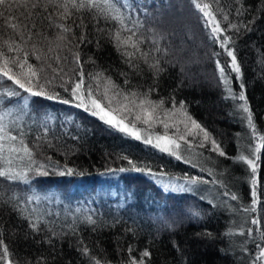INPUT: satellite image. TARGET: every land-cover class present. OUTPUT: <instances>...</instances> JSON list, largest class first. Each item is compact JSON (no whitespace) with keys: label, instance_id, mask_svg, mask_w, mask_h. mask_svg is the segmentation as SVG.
Segmentation results:
<instances>
[{"label":"trees","instance_id":"obj_1","mask_svg":"<svg viewBox=\"0 0 264 264\" xmlns=\"http://www.w3.org/2000/svg\"><path fill=\"white\" fill-rule=\"evenodd\" d=\"M23 2L9 0L11 7L0 6V12L18 17L16 22L28 24L36 34L28 40L25 30V40H21L0 17V50L14 60H23L27 53V63L38 73L32 84L43 85L59 98L29 96L0 76V112L16 105L23 108V119L18 123H2L18 137L14 142L17 146L22 138L32 152V160L22 152L13 153L9 164L7 151L5 159L0 160V170L11 168L28 177L27 182L0 177V230L12 254L10 258L18 264H92L81 253V248L87 246L102 264H124L131 247V255L137 258L149 251L145 264H253L264 247V147L258 153L252 151L264 143L260 140L264 136V0H218L219 8L228 15L227 22L220 11H215L217 0H204L215 11L221 27L227 29L223 35L234 41L230 47L235 49L244 89L231 71V58L220 47V41L211 38V27L205 26L206 18L192 0H114L131 18L125 21L129 28H133L131 21L142 24L133 28L134 39L140 41L139 52L131 47L117 51L109 35L119 27L115 22L100 17L93 20L87 11L61 20L54 6L44 10L47 0H41L42 6L36 10L21 7ZM31 12L36 13L31 20L24 19ZM78 17L84 19L86 27L73 24L74 20L79 23ZM61 23L72 31L63 32L57 27ZM229 24H236L239 31ZM81 35L85 36L83 42ZM12 40L20 51H8L5 41ZM124 51L135 52L131 65L129 57L122 55ZM77 52L79 62L74 55ZM141 53H147V63ZM170 57L180 59L172 64ZM185 59L188 60L181 62ZM217 61L225 67L232 91L237 96L245 92L256 126L255 136L246 114L238 107L243 102L229 97ZM157 62L161 69L158 75L149 67ZM81 65L85 99L87 85L92 84L93 95L108 110L111 106L102 99L107 78L118 86L109 96L129 104L128 109L136 107L123 99L125 94L153 89L149 98L163 100V108L174 112L165 120L168 128L161 122L149 125L135 120L140 132V139H136L92 115L90 103L89 111L76 107L80 101L71 95V88L81 78ZM9 67L17 74L21 72L16 64ZM23 71H28L26 65ZM97 73L102 74L99 82L90 78ZM126 78L128 84L124 83ZM8 88L19 92V96H7ZM116 92L121 95L116 96ZM25 96H29L27 107ZM142 98L138 97L137 103ZM62 99L70 103H61ZM181 102L184 109H180ZM155 115L167 117L159 108ZM187 117L209 133L208 140L199 129L186 134L185 124L192 127ZM144 132L174 139L185 135L187 142L178 141L181 159L161 151L154 142L145 143ZM213 139L224 156L212 150ZM241 154L259 157L255 177L251 168L237 159ZM67 169H72L73 174L60 175ZM192 177L209 182L189 185L187 179ZM253 178L257 181L255 204ZM181 185L192 191L179 190ZM119 187L132 195L123 206L104 198L91 205L75 206L77 192ZM225 191L229 196L223 195ZM233 194L237 199H231ZM33 196L39 199L28 198ZM37 216L41 218L40 231H33L30 220ZM87 217L95 220V225L87 223ZM256 264H264V259Z\"/></svg>","mask_w":264,"mask_h":264},{"label":"snow or ice","instance_id":"obj_2","mask_svg":"<svg viewBox=\"0 0 264 264\" xmlns=\"http://www.w3.org/2000/svg\"><path fill=\"white\" fill-rule=\"evenodd\" d=\"M12 3H16V0H12ZM192 3L194 7L202 13L203 17L205 19V26L211 27V38L213 40H219L220 41V47L225 50L227 53V56L231 58L230 61V68L231 71L236 74V78L241 80L240 88L244 89V83L242 82V72L240 64L237 61V57L235 54V49L233 47H230V45L234 44V41L230 36L223 35L227 31V29L221 27V22L217 20L215 11H220L223 14V20L225 22L228 21V15L226 13H223V10L219 8L218 6V0H217V9L215 11L212 10L211 5L209 3L204 2V0H192ZM237 3H241V0H237ZM48 5L54 6L56 11L58 12L59 18L61 20H68L70 19L75 13H82L84 11L92 13V19L96 20L98 17L104 19L107 22H115L119 25V27L114 31L110 32V38L115 43V46L117 48V51H120L122 48L131 47L136 52L140 51L139 43L140 41L135 40L134 37L136 36V31L133 30V28L142 27V24H139L138 21H131L133 28H129L126 24V19L130 20V17H126L124 12L121 10V8L117 7L114 3V0H47V4L43 5L44 10L47 11ZM0 6H7L11 7V4L9 3V0H0ZM21 7H30L31 9H39L41 5V0H24L23 4L20 5ZM125 7L132 8L133 6L131 4H126ZM241 7L243 5L241 4ZM36 14L35 12H31L27 15H25L24 19L31 20V16ZM237 14H241L240 9H237ZM0 17H3L4 23L6 27L10 28L13 33L19 36L21 40H25V30H27V39L30 40L32 38V35L36 33H32L31 29L29 28L28 24H24L22 22H16L19 20L18 17H14L9 15H5V13L0 12ZM50 19V17H49ZM79 23L77 24L76 21H73V24H76V27L83 28L86 27L84 24V19L82 17H78ZM254 21H249V23H253ZM35 27V23H32V28ZM57 27L61 28L63 32H71V27L67 26L66 24H58ZM229 27L232 29H235L236 31H239V27L236 24H229ZM246 30H251L248 28V25H243ZM129 32L130 35L123 36L122 32ZM62 38V37H61ZM81 42L85 40V36L81 35L79 37ZM5 44L8 47V51H20V48L18 45H15V41L12 40L11 42L5 41ZM15 45V46H14ZM159 50V49H157ZM75 59L77 62L80 60L79 53H75ZM122 55L129 57V60L127 61L131 65V58L135 55V52H128L124 51L122 52ZM142 58L144 59L145 63H147V53H141ZM216 55H219L218 53ZM0 59H2V64H0V76L6 77L8 80L12 81L13 84L17 85L20 89H23L25 92L29 94V96L32 97H38V96H44L48 100L57 99L58 94H50L48 93L43 85H36L34 86L32 84V78L37 77L38 73L33 68V65L27 63V53H25L23 60L16 59L7 56L2 50H0ZM39 59V57H37ZM10 64H16L18 67L21 68V72L19 74L13 72L12 68L9 67ZM27 66L28 71L24 72L23 69ZM149 67L154 70L155 74H159L161 69L158 66L157 63L150 64ZM217 68L219 70L220 79L223 81L225 89L232 99H239L243 103H241L238 107L239 109L246 114V119L248 121V126L250 129H252L253 135L255 136L256 133V126L253 123V114L250 110L247 97L245 95L244 91H240L239 95L237 96L231 88L230 81L228 74L225 72V67L220 66V62L217 61ZM83 69L81 65L80 70V79L74 84V86L71 88V95L75 97L77 100L80 101L76 105V107H82L85 111H89V103L91 104L92 115L99 116L101 120H104L105 123L112 125L116 128H118L122 132H126L132 136H134L136 139H140V136L138 132L135 130L136 125L135 123L131 124V127L129 125L124 123V118L116 119L115 116L112 115V110H106V107L102 104V100L100 98H97L93 95V86L92 84L87 85V99H85L84 95V81H83ZM122 75H127L125 73H122ZM91 79H95L99 82V80L102 78L101 73H97L95 77H90ZM50 83V81H49ZM125 84H128L129 81L126 78L124 81ZM97 87H99V83L97 84ZM118 86L111 80V78L106 79V83L104 84V93L102 99L108 100L109 105L112 102V98L109 96V92L112 89H117ZM68 89H65L67 91ZM153 91V89H149L148 92L145 93H138V92H130L128 94H125L123 96V99L125 101H128L131 103L134 107L139 109V113L135 115L136 121H141L144 124H151L153 120H155L156 117V111L157 109H163L165 116L174 115V112L169 109H164V101H153L149 98L150 93ZM5 94L9 97L12 96H19V92H17L14 89L8 88L5 89ZM116 96L121 95L120 92L115 93ZM29 96H25L24 104L25 107H27ZM142 96V99H139V103H137L138 97ZM61 103L68 104L70 103L67 99H62L60 101ZM125 110L131 111V109H128L127 104L124 105ZM175 108V102L173 101V109ZM180 109H184L183 102L180 103ZM186 115V113H185ZM187 119L191 123V129L188 127L187 124H185L186 134L192 135V129H199L200 132H203L204 140L209 139V133L201 127L200 124H198L194 119L191 117H187ZM3 116H0V160L5 159L4 153L7 151L8 158L7 161L10 164L11 163V157L13 153H24L25 156L29 158V160H32V152L28 148V146L25 144L24 140L21 138L19 139V146H17L14 142L17 141L18 137L16 135H13L11 131L7 129V127L2 123ZM164 124V127L167 129L168 124L165 123L163 120L160 121ZM23 136V133H21V137ZM157 144L156 146L160 148L161 151L168 152L170 155L176 156V158L179 160L181 159L180 155H178V150L180 149L181 145L178 141H186L185 135H180L176 139L167 137V136H157ZM260 140L264 142V136H260ZM7 141L8 143L5 144L4 142ZM152 141L150 139H145V143H151ZM201 147L204 146L203 142L200 145ZM211 146L212 150L216 151L220 156H224V151L220 148V145L213 139L211 140ZM264 147V143L257 144L255 148L252 150L254 153L260 152L261 148ZM259 157L250 158L249 156H246L244 154H241L238 156V160L245 162L252 170L253 177H255V173L257 171V164L256 160ZM34 162V161H33ZM131 163V161H129ZM196 165H193L195 167ZM44 166L41 165V168ZM135 168V165H133ZM137 171H142V169L136 168ZM39 171V169L37 170ZM120 171H125V169H120ZM41 175H47V172H40ZM71 175L73 174L72 169H67V172H60V175ZM211 174V173H210ZM0 177H5L8 180H24L27 182L28 177L25 173H15L11 168H6L3 170H0ZM209 181L203 180L200 177H192L187 179V183L189 185H197L200 183H208ZM257 181L255 178L252 180L253 185V204L256 203L255 196V185ZM179 190L182 191H192L191 187L185 188L183 185L180 186ZM224 196H229V192L225 191L223 193ZM29 199H39L38 197H29ZM231 199L235 200L237 197L233 194L231 195ZM254 210V209H253ZM35 210H33L34 212ZM196 215H199V213H196ZM86 222L90 223L92 225H95V220H93L91 217L86 218ZM40 223L41 218L39 216L35 217V220H30V227L33 229V231H40ZM252 223L256 224L258 223L257 220H253ZM51 231V229H50ZM251 231V229H249ZM53 235L55 233L53 232ZM210 235V234H209ZM261 239L264 240V232L261 233ZM49 243H51V240L49 239ZM81 244L83 242L81 241ZM259 247V246H258ZM134 251L133 248L129 247V258L127 261L124 262V264H145V258L150 256L149 251L145 250L142 253H140L139 258L136 256L131 255V253ZM81 253L89 258V260L92 262V264H102V261L100 259H97L96 257L91 255V251L87 246H83L81 248ZM11 253L9 251L8 245L5 243L3 239V232L0 230V262H3V264H18V262H14L10 257ZM264 259V247H261L259 250V255L256 257V260L253 261V264H256V261H260ZM40 264V262H38ZM103 264H110V262H103Z\"/></svg>","mask_w":264,"mask_h":264},{"label":"rangeland","instance_id":"obj_3","mask_svg":"<svg viewBox=\"0 0 264 264\" xmlns=\"http://www.w3.org/2000/svg\"><path fill=\"white\" fill-rule=\"evenodd\" d=\"M166 39H168V38H166ZM170 58L172 60V62L170 61V63H172V64L177 63L175 60L180 59V58H174V57H170ZM187 60L188 59L181 60V62L184 63ZM173 62H175V63H173ZM105 101L107 102V105H109V101L108 100H105ZM124 105H125V103L123 101L118 102L117 100H112V102L110 104L111 107L108 108V110H112V115L115 116L116 119L124 118V123L129 125V127H131V124L135 121V115L137 113H139V109L130 108L131 111L129 112V111L125 110ZM128 106H129V104H127V107ZM21 111H23V108L20 105L11 106L9 108L4 109L2 112H0V116H3V122L5 124L8 123V120H9V123H13V122L18 123V121L23 119V116L20 113ZM156 117L157 118L151 122L153 125H154V122L155 123L160 122L161 120H163L165 122V120L169 116L164 117V116L156 115ZM136 131L138 132V134L140 133L139 130H136ZM163 136H167V135H163ZM143 137L145 139H150L152 142L157 144V139H156L157 136L150 134V132H144ZM167 137H170V136H167ZM5 142L8 143L7 141H5ZM76 195H77V198H75V200H74V202L76 204L75 206L91 205L94 201H98L99 199H102V198H104L105 201H109V202H112L113 204L123 206V205L127 204L129 201H131V196H132L131 193H129L128 191L124 190L121 187H119L118 190L103 188V189L98 190L94 193H88V192L85 193V191H80V192H77Z\"/></svg>","mask_w":264,"mask_h":264},{"label":"bare ground","instance_id":"obj_4","mask_svg":"<svg viewBox=\"0 0 264 264\" xmlns=\"http://www.w3.org/2000/svg\"><path fill=\"white\" fill-rule=\"evenodd\" d=\"M196 27V26H195ZM194 27V29L193 30H195L196 28Z\"/></svg>","mask_w":264,"mask_h":264}]
</instances>
